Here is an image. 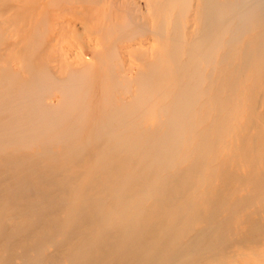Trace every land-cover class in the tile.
<instances>
[{
	"label": "bare ground",
	"instance_id": "6f19581e",
	"mask_svg": "<svg viewBox=\"0 0 264 264\" xmlns=\"http://www.w3.org/2000/svg\"><path fill=\"white\" fill-rule=\"evenodd\" d=\"M249 244L264 0H0V264H264Z\"/></svg>",
	"mask_w": 264,
	"mask_h": 264
},
{
	"label": "rangeland",
	"instance_id": "374dc122",
	"mask_svg": "<svg viewBox=\"0 0 264 264\" xmlns=\"http://www.w3.org/2000/svg\"><path fill=\"white\" fill-rule=\"evenodd\" d=\"M260 247H262V248H257V244H249V245H247V246H243V247H241V246H239V245H237V247H236V253L238 254V255H240L241 253H244V252H246V253H249V254H251V255H253V256H256L257 258L258 257H262L263 255H264V246H260ZM258 249V250H257ZM235 254V253H234ZM255 257V258H256ZM246 261V258L244 257V258H242L241 256H240V258L239 259H234V261L232 260V262L233 263H235L236 261Z\"/></svg>",
	"mask_w": 264,
	"mask_h": 264
}]
</instances>
